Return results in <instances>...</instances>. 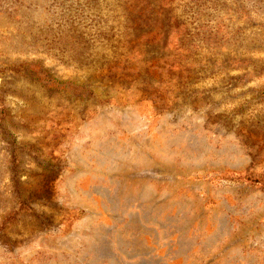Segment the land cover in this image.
Here are the masks:
<instances>
[{"label": "rangeland", "instance_id": "obj_1", "mask_svg": "<svg viewBox=\"0 0 264 264\" xmlns=\"http://www.w3.org/2000/svg\"><path fill=\"white\" fill-rule=\"evenodd\" d=\"M264 0H0V264H264Z\"/></svg>", "mask_w": 264, "mask_h": 264}, {"label": "trees", "instance_id": "obj_2", "mask_svg": "<svg viewBox=\"0 0 264 264\" xmlns=\"http://www.w3.org/2000/svg\"><path fill=\"white\" fill-rule=\"evenodd\" d=\"M256 181L261 183L262 185H264V181H262V180H256Z\"/></svg>", "mask_w": 264, "mask_h": 264}]
</instances>
